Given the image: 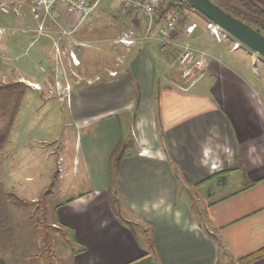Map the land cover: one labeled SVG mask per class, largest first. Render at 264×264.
Returning a JSON list of instances; mask_svg holds the SVG:
<instances>
[{
	"label": "crops",
	"instance_id": "1",
	"mask_svg": "<svg viewBox=\"0 0 264 264\" xmlns=\"http://www.w3.org/2000/svg\"><path fill=\"white\" fill-rule=\"evenodd\" d=\"M16 3H22L21 15L0 11L2 57L33 44L41 25L60 32L33 15L30 0ZM107 4L133 25L130 32L146 33L139 12L123 13L111 0L95 8L104 13ZM86 18L64 13L60 21L85 36L92 29L81 30ZM9 21L23 26L18 36L8 34ZM180 35L174 33L176 41ZM174 46L139 35L120 46L123 59L107 68L106 80L91 73L88 84L69 96L75 139L57 140L53 148L40 141L39 147L31 135L19 142L12 129L4 144L0 131V174L12 160L20 166L24 157L48 160L61 148L67 154L74 142L70 161L59 152V177L76 174L83 163L90 188L58 204L51 223L70 236L72 264H244L242 258L264 248V87L240 78L215 51L208 52L206 72L186 87L177 67L180 48ZM24 80L38 83L23 76L17 81ZM81 129L88 130L84 142ZM126 138L130 147L113 176L114 153ZM8 151L12 155L2 161ZM26 176L28 184L14 182L13 188L34 202L43 185L29 184L33 177ZM0 258L10 260L1 251ZM247 264H264V256Z\"/></svg>",
	"mask_w": 264,
	"mask_h": 264
},
{
	"label": "rangeland",
	"instance_id": "2",
	"mask_svg": "<svg viewBox=\"0 0 264 264\" xmlns=\"http://www.w3.org/2000/svg\"><path fill=\"white\" fill-rule=\"evenodd\" d=\"M105 6L104 13H101V7L98 6L87 16L81 30L88 26L92 29L85 36L74 30H70L73 31L71 34H64L62 29L52 22L58 27L59 33L52 34L50 30L53 28L45 24L44 31L33 34V38H36L33 44H23L20 49L9 54L10 56H0V58L6 57V60L0 61V86L18 82V78L22 76L24 79L38 81V83H30L24 80L25 85L17 91H0L1 132L4 133L6 124L13 113L17 96L22 90L20 115L16 119V126L13 127L16 130L13 133L15 139H19L20 142L26 139L27 135H31L30 139L35 144L46 141L43 146L53 148L57 140L66 141L69 136L76 138L75 123L68 115L71 93L87 85L88 77L93 72L99 73L98 80H106L104 76L109 74L107 68L112 67L116 62L120 63L123 59L119 56L123 53L119 48L123 44H128L122 41L123 38L130 40L139 35L144 37L146 34L144 30L136 28L134 29L137 32H130L133 25L126 24V21L118 16L116 6L112 4ZM177 11L180 14V21L176 31H179L181 35L177 45L174 46L175 49L178 50L181 43L188 42L193 46L202 47L207 52H219L215 54L220 55L221 53L224 61L233 63L236 67L232 66V68L240 78H251L257 86L264 87V57L262 62H253L251 54L254 51L243 43H241V48L231 51L233 46L231 39L217 41L207 29L208 20L198 11L185 6L179 7ZM40 20L36 24L33 21L36 28ZM9 23L11 29L8 34L18 36L23 26L15 21H9ZM60 23L63 29H67L62 21ZM191 23H196L197 26L192 35L187 36L186 29ZM68 37H71V41L67 40ZM54 40H56L55 44ZM74 51L80 60L84 59L82 65H74L72 60L70 63V53ZM257 80L261 81V84ZM188 85L190 84L187 83L186 87ZM37 93L38 95H35ZM34 106H38L37 111L32 108ZM87 132V129H81L78 132L83 142L87 139ZM8 142L9 140L6 143ZM126 142L129 144L127 138ZM61 149L50 154L48 160L44 156H37L31 162L30 158L24 157L25 159L19 163L20 166L12 160L6 164V170L0 174V238H3V242L0 241V251L2 255L9 257V264H48L46 257L42 254L37 204L31 201L28 192L22 195L16 194V188H13L14 182L26 185L28 184L25 180L26 175H31L33 179L29 181V184L39 185V187L43 185L38 199L45 196L47 217L50 223L55 220L58 204L90 188V181L87 179L83 163L76 174L71 173L64 178L59 177L57 161L59 152L63 150ZM74 150L73 142L69 153L62 151L68 161L74 156ZM10 153L11 151L4 152L1 160L4 161L7 155H12ZM60 169L62 171L61 167ZM15 196L25 201L14 204ZM50 240L55 251L56 264H72L73 252L70 236H64L59 230H52Z\"/></svg>",
	"mask_w": 264,
	"mask_h": 264
},
{
	"label": "built area",
	"instance_id": "3",
	"mask_svg": "<svg viewBox=\"0 0 264 264\" xmlns=\"http://www.w3.org/2000/svg\"><path fill=\"white\" fill-rule=\"evenodd\" d=\"M31 12L36 18L51 20L54 24L59 26L64 34H71L73 31L63 29L60 23L62 15L80 13L82 19L87 17L91 11L102 0H30ZM119 6L123 13L129 10L139 12L147 24L145 39H157L164 46L177 45L174 37L177 26L180 21V14L178 11L166 12L160 17L162 12V4L164 0H111ZM17 0H3L0 2V11L4 14L21 15L22 3H16ZM197 24H191L187 27L186 33L192 34ZM207 29L215 36L217 41L223 39H231L232 49L236 50L242 47L241 42L233 38L226 31L211 21L207 22ZM2 30L0 26V31ZM43 31V25L40 26ZM124 43L131 44L133 39L127 40L123 38ZM1 42V37H0ZM258 53L251 54L252 60L255 63L262 62L263 57ZM71 60L74 65H80L81 61L78 59L75 52L70 53ZM209 61V53L199 47L193 46L188 42L180 44L179 55L177 59V67L181 78L185 83H194L200 74L207 70ZM113 75L116 72H112Z\"/></svg>",
	"mask_w": 264,
	"mask_h": 264
},
{
	"label": "trees",
	"instance_id": "4",
	"mask_svg": "<svg viewBox=\"0 0 264 264\" xmlns=\"http://www.w3.org/2000/svg\"><path fill=\"white\" fill-rule=\"evenodd\" d=\"M215 4L221 6L228 13L233 14L234 16L239 17L241 20L247 24L253 26L256 29H260L264 34V0H212ZM189 7L198 11L194 6L188 3L186 0H164L162 4V12L160 17L166 12L177 11L179 7ZM199 12V11H198ZM200 13V12H199ZM202 14V13H200ZM203 15V14H202ZM204 16V15H203ZM208 21H210L206 16H204ZM24 84L22 81L15 83H9L3 86H0V91H17ZM23 100V91L21 90L17 96L16 104L13 109V113L6 124L4 130V144L9 140L12 129L16 122L18 112L20 110ZM130 147L126 141L122 142L120 146L116 149L113 159H112V172L113 176L117 172L121 159L126 155L127 149ZM113 179V178H112ZM113 187H117L115 178L113 179ZM14 204L23 203L24 199L15 196ZM33 203L37 204V210L39 212V227H40V240L43 246L42 254L46 257L48 264H56V255L53 248V245L50 240V234L52 230H59L64 235V230L61 228H56L53 226L47 217V203L44 198H40ZM1 229V228H0ZM1 232V231H0ZM264 256V248L254 252L253 254L242 258L241 263L247 264L253 262L254 260L259 259ZM0 264H8L5 259L0 258Z\"/></svg>",
	"mask_w": 264,
	"mask_h": 264
},
{
	"label": "water",
	"instance_id": "5",
	"mask_svg": "<svg viewBox=\"0 0 264 264\" xmlns=\"http://www.w3.org/2000/svg\"><path fill=\"white\" fill-rule=\"evenodd\" d=\"M186 1L233 38L264 57V34L260 29H256L239 17L228 13L212 0Z\"/></svg>",
	"mask_w": 264,
	"mask_h": 264
}]
</instances>
